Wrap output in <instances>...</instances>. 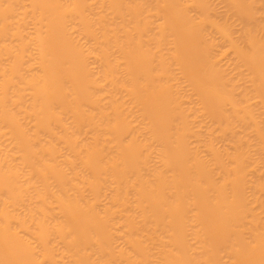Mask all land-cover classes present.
<instances>
[{"label": "bare ground", "instance_id": "bare-ground-1", "mask_svg": "<svg viewBox=\"0 0 264 264\" xmlns=\"http://www.w3.org/2000/svg\"><path fill=\"white\" fill-rule=\"evenodd\" d=\"M0 264H264V0H0Z\"/></svg>", "mask_w": 264, "mask_h": 264}]
</instances>
